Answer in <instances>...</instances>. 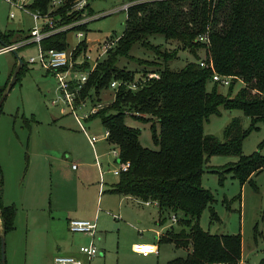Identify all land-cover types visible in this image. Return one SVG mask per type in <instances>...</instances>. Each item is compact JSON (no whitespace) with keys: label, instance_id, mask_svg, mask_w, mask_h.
Returning a JSON list of instances; mask_svg holds the SVG:
<instances>
[{"label":"trees","instance_id":"1","mask_svg":"<svg viewBox=\"0 0 264 264\" xmlns=\"http://www.w3.org/2000/svg\"><path fill=\"white\" fill-rule=\"evenodd\" d=\"M73 1L64 0L52 14L55 25L82 17L81 12L69 11ZM52 2L33 0L29 8L46 13ZM127 3L131 5L124 31L90 74L79 97L94 101L104 89L111 88L114 80L133 82L145 78L137 89L120 85L115 89L114 99L106 105L98 103L101 106L91 115L101 118L120 160L131 163L109 191L157 202L161 211L174 213L182 228L173 230L161 241H173L177 248L187 249L188 254L167 264L238 263L242 259V235L215 234L201 225L206 208H210L213 220L218 219L213 208L215 195L203 185V176L207 171L215 172L223 181L227 174H232L244 184L264 167V154L259 151L243 154L245 138L259 128L258 123L264 122V0H127ZM86 14L94 15L89 3ZM77 29L87 30V24ZM68 33L50 35L44 39L43 47L68 48ZM155 34L164 35L175 47L164 50L162 44L149 41V36ZM14 35V31L0 30V40L8 45L13 43L10 38ZM200 36L208 39L201 41ZM138 42L153 49L156 58L145 60L131 55L133 45ZM85 46L83 42L82 47ZM180 51H189L194 60L179 70L162 66L161 61L168 63ZM123 56L144 67L131 70L120 66L119 59ZM202 60L212 62L220 75L233 76L226 94L220 91L218 82L208 88L214 70L201 66ZM24 69L25 64L13 85ZM149 73H157L158 77H148ZM241 82L243 85L235 91ZM6 91L7 84L0 83V98ZM221 106L240 109L251 117L249 128L243 127L241 118L234 117L225 127L224 140L206 134L205 123L211 115L221 114ZM127 115L144 121L157 120L160 134L155 124L152 131L155 143L160 146L158 150L143 146L141 129L129 126ZM217 154L238 155L239 159L220 167L208 166L209 158ZM2 176L0 166V185ZM178 212L184 218H178ZM16 215L15 204L3 203L0 186V264H3L2 235L15 229Z\"/></svg>","mask_w":264,"mask_h":264},{"label":"rangeland","instance_id":"2","mask_svg":"<svg viewBox=\"0 0 264 264\" xmlns=\"http://www.w3.org/2000/svg\"><path fill=\"white\" fill-rule=\"evenodd\" d=\"M126 3L127 0H89L94 17L88 22L87 30L81 29L88 42L95 45L107 36L122 34L126 26L127 12L121 9V6ZM12 12L15 13L14 17L10 16ZM34 24L30 13L12 6L7 0H0V30L15 32L14 37L10 38L12 44L25 39L29 35H26L27 31ZM78 31H69V47L79 41L76 37ZM148 39L154 44H162L164 50L175 47V44L169 43L162 34L151 35ZM3 48L5 43L0 40V83L7 84V90L19 64V58L23 59L25 64V69L9 89L0 112L2 200L5 204H15V222L16 226L20 227L6 234V237L9 236L10 246L13 238L16 246H23L24 240H20V230L27 225L28 219L32 228L37 224L39 228H44L48 225L43 218L47 213L51 211L56 216L58 213L73 211L74 214L83 200L84 204L93 206L92 220L98 214V232L94 239L87 236L88 240L84 244L89 245L93 240L98 249V256L90 260V264H167L177 257H185L188 254L187 249L177 248L174 243L165 240L159 244V254L144 256L134 252L132 241L142 230L150 241L157 242V231L163 225L172 226L176 231H179L182 225L173 220V212L161 211L151 202L126 199L120 194L108 191L100 195L98 185L101 182L104 189L109 190L120 178L113 172L120 164L112 155L114 146L106 140L107 129L101 118L91 117L84 120L87 128L85 132L69 110H62L61 103L52 104L53 99L60 94L59 83L52 72L37 63H29L30 57L39 52L36 44L20 47L17 53L2 50ZM130 53L139 59L156 58L153 49L139 42L133 45ZM106 56H103V60ZM191 60H194V56L189 51H180L178 57L168 63L158 61H161L162 66L168 65L173 70H179ZM119 65L131 70H141L144 67L137 60L126 56L120 57ZM213 85L214 81H209L208 88L211 89ZM241 85L242 82L238 83L235 91ZM219 89L226 94L229 86L219 84ZM114 96V88L104 89L94 101L89 98L86 105L80 104L77 113H89L96 104L106 105ZM220 111V115H211L210 120L205 123L206 134H213L224 140L225 127L234 117L241 118L246 129L251 125V117L240 109H226L221 106ZM126 123L141 129L140 140L143 146L153 150L160 148L153 139L152 131V125L155 124L157 133L160 134V124L157 120L144 121L127 115ZM258 126L259 128L252 130L244 140L245 155L256 151L264 154V122L258 123ZM93 135L101 137L102 140L94 145L90 141ZM46 156L53 158L51 165L44 164ZM97 158L101 163L103 176L100 175ZM71 159L78 160L81 170H88V177H84L86 180L81 177L80 171L74 172L70 169ZM238 159V155L217 154L212 155L207 164L210 167H220ZM90 179L93 186L89 191L81 184H86ZM203 185L215 195L213 208L218 219L213 220L210 208H206L200 220L202 227L215 234L242 235V259L234 264H264V167L244 184L232 174H227V178L221 181L219 174L207 171L203 176ZM176 214L178 218H184L182 212ZM35 217L39 220L37 223H34ZM160 219L164 222L161 223ZM85 258L83 256L84 262H89V258Z\"/></svg>","mask_w":264,"mask_h":264},{"label":"built area","instance_id":"3","mask_svg":"<svg viewBox=\"0 0 264 264\" xmlns=\"http://www.w3.org/2000/svg\"><path fill=\"white\" fill-rule=\"evenodd\" d=\"M12 6L19 8L25 12L30 13L34 18V26L30 29L29 35L14 44H10L8 47L3 48V50L12 51L13 49H18L20 47L36 44L39 47V52L37 55L31 56L29 63H37L44 67L48 72H52L56 77L60 90V94L56 99H53L52 104L58 105L61 103L62 110L64 112L70 111L75 119L80 123L81 127L85 132L87 128L85 127L84 120H87L91 115L101 106V104L95 105L91 112L85 113L84 115H79L77 113V107L83 103L86 105V100L79 99L80 93L87 83L90 74L95 70L96 66L103 58L108 54L109 50L113 48L118 42L119 36H107L104 40L98 41L95 45H92L85 37L84 32L81 29H77L88 22L94 17L93 15H87V6L89 0H74L72 2L70 12H81L82 17L76 19L70 23L55 25L54 20L52 19V14L64 4V0H53L50 10L46 13L40 11H32L29 8V4L33 0H7ZM131 3H126L121 6V9L127 12ZM11 17L15 16V13L10 14ZM79 30L76 34V37L79 41L73 46L66 49H56L49 48L45 49L43 47V41L50 35L62 32V31H71ZM208 38L205 36H200L199 40L206 41ZM85 42V48L83 46ZM80 47L82 49L79 51ZM104 56V57H103ZM201 66H210L213 70L212 80L218 82L224 86H229L233 79V76L229 75H220L214 69L212 62L208 63L205 60L200 62ZM148 77H158L157 73H149ZM145 81V78L143 79ZM143 80H134L133 82H128L125 80H114L111 83V88H118L120 85L124 84L132 89H137L139 83H142ZM79 99V100H78ZM109 132L106 130V138H108ZM102 139L99 136L93 135L90 137V141L95 144L97 141ZM113 155L118 160L120 166L114 169V174L120 175L122 172L127 171L130 167V161L122 162L119 158V151L116 148L112 150ZM98 160V159H97ZM100 166V161L98 160ZM74 168L78 167L77 163L73 164ZM173 220L176 221L177 217L174 215ZM69 229L72 232L88 234L92 237L96 236L97 233V222L90 219L82 218H71L68 222ZM133 250L137 253L149 255L157 254L159 251L158 244L155 242H139L133 245ZM80 251L87 255L89 262H84L81 259L71 256V255H57L54 257V264H90L95 256L98 255V249L92 241L89 245H84L80 247Z\"/></svg>","mask_w":264,"mask_h":264},{"label":"crops","instance_id":"4","mask_svg":"<svg viewBox=\"0 0 264 264\" xmlns=\"http://www.w3.org/2000/svg\"><path fill=\"white\" fill-rule=\"evenodd\" d=\"M29 31L30 29L27 31V34L26 33L24 34L28 35ZM106 140L109 142L108 138H106ZM44 159H45L44 164L51 165V163H53L52 161L53 158H50L49 156L48 157L46 156ZM54 159H58V158H54ZM97 159L99 160V158ZM98 160H97V163H98ZM74 163L78 164L77 168L73 167ZM70 164H71L70 169L74 172L80 171L79 174L81 175V177H83L84 180H86L84 177H88V170L85 168L81 170L80 163L78 162L77 159H71ZM100 175L103 176V171L101 170V163H100ZM81 185L89 191H90V188H92L93 186V184L91 183V179L88 180L86 184L82 183ZM98 186H99L98 193L100 195L104 194L105 191H108L109 193L111 192L109 190L104 189L103 182H101V184ZM111 193L114 194L113 192ZM122 196L126 199L136 200L138 202L140 201V199L135 196H131V195H122ZM150 202L158 206L157 202L148 201L146 203H150ZM6 204H9V203L7 202ZM78 208L79 210L74 211V214L72 211V212H67V213H58L56 216H54L52 212L50 211L49 213H47V215L43 217L46 220L45 223L48 224L47 226H44V228H39L38 224L34 225V227L32 228L31 225L29 224V219H28L27 225L20 230V233H21L20 240H24L22 247L16 246L14 238L12 240V245L10 246L9 236L7 235L6 237L7 238V249H6L7 264H54V257L57 255H71V256H75L81 259L82 261H84L83 256L87 258V255L80 251V246L85 244V242L88 240L87 236H90V235L84 234V233L72 232L69 229L68 222H69V219L71 218H82V219L92 220L94 209H93L92 204H89V203L84 204L83 200H81L80 203L78 204ZM97 217H98V214L95 215V219L92 221L98 220ZM38 221H39L38 218L35 217L34 223H37ZM160 222L162 223L164 221L160 219ZM15 226H16V222H15ZM17 229H20V227L16 226L14 230H17ZM97 229H98V225H97ZM173 230L175 229L172 226L169 227L167 225H163V227L159 231H157V234H156L157 236L155 239L157 240V242L152 241V240L150 241L149 237L142 230L141 234L133 239L131 245L133 246L134 244L139 243V242H155L158 244V247H159L158 254H159L160 252L159 244L162 238L169 237V233H171ZM92 238L94 239L95 237H92ZM169 242H172L175 244V242L173 241H169ZM135 253L140 254L137 252ZM144 256H148V255H144Z\"/></svg>","mask_w":264,"mask_h":264},{"label":"water","instance_id":"5","mask_svg":"<svg viewBox=\"0 0 264 264\" xmlns=\"http://www.w3.org/2000/svg\"><path fill=\"white\" fill-rule=\"evenodd\" d=\"M8 46L9 45L7 43H5V47H8ZM12 51H14L15 53H17V50L16 49H13ZM23 64H24L23 59L19 58V64L17 65V68H16L15 74H14V76L12 78L11 84H10L8 90L0 98V112H1V107H2V105L4 103V100H5V98H6L7 94H8V91H9V89L12 88L13 83H14V81H15V79H16L19 71H20V68H21V66ZM1 251H2V261H3V264H7V259H6V235H2Z\"/></svg>","mask_w":264,"mask_h":264}]
</instances>
